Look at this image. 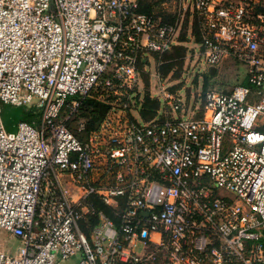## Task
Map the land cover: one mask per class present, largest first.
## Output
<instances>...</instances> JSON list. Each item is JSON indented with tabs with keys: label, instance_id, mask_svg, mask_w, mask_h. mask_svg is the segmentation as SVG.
Masks as SVG:
<instances>
[{
	"label": "built area",
	"instance_id": "built-area-1",
	"mask_svg": "<svg viewBox=\"0 0 264 264\" xmlns=\"http://www.w3.org/2000/svg\"><path fill=\"white\" fill-rule=\"evenodd\" d=\"M161 1L173 20L139 0H0V234L20 243L0 264H264V0ZM187 17L205 69L250 86L192 112L158 72ZM89 98L110 109L86 133ZM3 105L37 125L7 131Z\"/></svg>",
	"mask_w": 264,
	"mask_h": 264
},
{
	"label": "rangeland",
	"instance_id": "rangeland-1",
	"mask_svg": "<svg viewBox=\"0 0 264 264\" xmlns=\"http://www.w3.org/2000/svg\"><path fill=\"white\" fill-rule=\"evenodd\" d=\"M145 2L154 4V12L162 16L163 19H173V17L168 16L172 14L170 13L171 9L164 11L165 8L161 0H145ZM193 20L194 18H186L178 39V43L182 44L174 47L168 55L162 58L165 62L164 66H170L167 75L164 74V71H166L164 68H161V70L158 69V72L160 71L168 79V86H172L173 92L179 91L183 95V100L189 112L196 110L197 107L201 108L205 102L204 94L207 92H228L235 85L242 84L245 79V72L231 64L219 69L214 75L208 69H205V65L202 64L199 45L201 37L198 33L200 32L197 30L196 21L193 22ZM157 62L158 59L156 58V62L152 61L150 68L142 75L141 99L144 103L147 99L157 101L152 99V96H156L155 98H157L158 95L156 90L157 79L155 78L157 69L154 66V63ZM27 113V110L22 107L10 105L3 107L2 118L6 130L9 132L17 131V123L21 119H26L25 115ZM32 113L36 118L39 117L38 112L32 111ZM19 245V241L16 239L11 240L7 232L3 231L0 234V248L3 251L14 254Z\"/></svg>",
	"mask_w": 264,
	"mask_h": 264
},
{
	"label": "trees",
	"instance_id": "trees-1",
	"mask_svg": "<svg viewBox=\"0 0 264 264\" xmlns=\"http://www.w3.org/2000/svg\"><path fill=\"white\" fill-rule=\"evenodd\" d=\"M139 4H140V9L142 12L149 14V15H155V17L159 16V14H156L154 12V8H153L154 4H149V3L145 2V0H139ZM168 16H171L174 19V15L170 14ZM165 20L171 21V20H167V19H165ZM197 33H198V31H197ZM199 40H200V38H199ZM168 54H166V55H168ZM166 55H164L163 58ZM141 67H142V64H141ZM169 67L170 66H167V65L162 67V68H164V70H166V71H164L165 75H167V73H168L167 71H168ZM143 74H144V72H143ZM241 85L249 86L248 79L245 78ZM231 91L232 90H230L226 93H230ZM109 109H110V107L108 105L101 103V102H99L93 98H89L83 103V105L81 106L80 111H79L78 119L86 122V133H90V132L98 129L102 120L104 119L106 114L109 112ZM158 110H159V102L147 99L146 102L144 103V108H143L141 114L145 120L149 121L155 117ZM25 116H26V119H24V120H26L27 122H29L33 125H37L38 118H36L32 112H28Z\"/></svg>",
	"mask_w": 264,
	"mask_h": 264
},
{
	"label": "water",
	"instance_id": "water-1",
	"mask_svg": "<svg viewBox=\"0 0 264 264\" xmlns=\"http://www.w3.org/2000/svg\"><path fill=\"white\" fill-rule=\"evenodd\" d=\"M210 72H211L212 75H214L215 72H216V69H215V68H211ZM6 106H7V105H3V107H6ZM2 111H3V109H2ZM23 120H24V119H21L20 121H23ZM20 121H19V122H20ZM19 122H18V123H19ZM18 123H17V124H18ZM11 132H12V131H11ZM15 132H16V131H15ZM12 133H14V132H12Z\"/></svg>",
	"mask_w": 264,
	"mask_h": 264
},
{
	"label": "crops",
	"instance_id": "crops-1",
	"mask_svg": "<svg viewBox=\"0 0 264 264\" xmlns=\"http://www.w3.org/2000/svg\"><path fill=\"white\" fill-rule=\"evenodd\" d=\"M199 35H200V33H199ZM201 37V36H200ZM201 42V41H200ZM182 43H178L177 45H181ZM177 45L175 46V47H177ZM199 45H200V43H199ZM222 68H224V67H222ZM221 68V69H222ZM217 73V70H216V72H215V74Z\"/></svg>",
	"mask_w": 264,
	"mask_h": 264
}]
</instances>
